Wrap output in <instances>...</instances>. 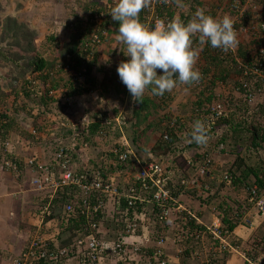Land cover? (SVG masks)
I'll return each mask as SVG.
<instances>
[{
  "label": "rangeland",
  "instance_id": "1",
  "mask_svg": "<svg viewBox=\"0 0 264 264\" xmlns=\"http://www.w3.org/2000/svg\"><path fill=\"white\" fill-rule=\"evenodd\" d=\"M92 1L106 4L109 0H0V5L2 7L0 12V20L5 19L6 17H11L19 23L26 24V26L29 27L30 30H33L36 33L35 39L33 38L31 50L24 52L21 51L22 56L30 58H43L51 62L62 59L63 63H68V59L66 58L67 60H64L63 57L60 56V53L64 52L67 45L71 43L70 41L72 39L76 40V37L72 35L73 33L77 34V31L71 27V21L74 19L72 14L75 12L77 13L79 6H81L83 3H89ZM198 1L199 0H197V2ZM202 1L204 4V7H202V9L205 10V13L215 12L216 17L220 14L221 18L225 14H228L232 18L233 23L237 24V38L240 39L241 43H244L240 44L239 47L244 46L247 51H250L252 49L250 37L251 30H248V32H246L245 27L247 25L252 26V24L257 25L259 21L264 20V0ZM231 4H236L238 5V7L240 6V8L236 9L232 7V11L230 13H227L226 10H222L224 6ZM72 10L75 12H73ZM145 10L146 9L142 10V12L140 13V20H144V18L146 17L147 12ZM251 17L255 18L253 23H250L251 21H245V19L251 20ZM48 36H52L54 38V42L48 41ZM113 41L114 43L108 42L96 48H92L90 52H86L84 49H79L82 58H85L87 62H91L93 58L97 59L96 63L94 64L91 76L99 80V85L102 81L101 83H103L104 87H96V90L93 94H88V96L84 97V100L80 102L77 98L78 103L74 104L73 101H70V110L75 111L76 109H79L80 112L71 116L70 120H72V123L69 124V127H71L73 124L78 129L82 125L81 120H83L84 117L82 114L83 112L87 113L89 115L88 117L93 120V117L97 114H103L104 116L107 115V117H113L115 116V114H119V111H123L127 119L130 120V125L128 126V130L125 134L128 145L132 147L131 144L133 143L134 133L137 129L140 133L144 134L141 138V141L139 142L140 144L138 143L140 145V150L139 152H137L138 154L135 153L136 160L142 162L147 159V157L144 155H147L151 148L156 144L155 140L161 139L160 130L155 129L158 126L157 123H160L161 126L163 123L166 124L169 122H174L176 126L180 127L179 131L181 134V138L177 141V144L173 145L169 150L162 151V154H159L157 156L154 155V158L156 159H154L153 161H157L158 163H160V165L164 166H178L179 173H184V175L190 178L189 180L191 181L192 179L196 178L197 175L195 173L194 178L189 176L188 171L190 170V168H187L184 160L192 156L193 158H195L194 155L199 156L200 154L198 153V150L203 149V151H205V154L208 155L211 161L209 165L212 166V168L211 171H205L203 176H199L202 178L204 177L203 180L208 178L209 181H214L213 183H216L217 185L223 184V189L220 191V193H218V196L219 199L222 197L224 201L226 199H229V201H231L230 204L232 205V207H230V209L232 210V214L238 213V215L240 216L245 215V213L248 214L249 210L252 208L247 203V193L244 192L242 195H237L232 191L231 184L226 183L227 181L225 180V177L229 174V170L237 165L238 162L236 161V158L239 156L247 157L248 159L246 161L250 165L254 163L252 154H249L250 151L245 149V144L248 141V138L246 137L247 134H243L245 135V137L240 138L237 144L234 145L233 139L234 136H237L234 129L237 126L238 129L248 126L252 127L250 125H256L257 123H261V121H264V118L260 116L262 114L257 109V105H260L262 97H256L250 105L245 103L244 98L239 95V92L237 90H235L237 87L235 83L237 82V80H239V78L237 79V76L231 75L234 73L228 71L223 75V79H217L214 86H209L210 78L208 76L206 80H201L202 87L196 88L192 86L187 87L184 85H178L172 92H166L162 96V98L152 95L151 90L149 89L148 91H146L143 97V102L148 100L149 102L154 103L155 107H153V110L149 109L150 116L144 121L143 115H145L148 109L139 111L138 113H140V118H137L136 123H134L132 113H135L136 110H134L133 108H135L136 106L137 108H139V105H137L139 103L132 100V97L126 86L121 82L118 73L114 71L115 67L118 66L121 61H123L122 58L125 51L120 50L122 43H119L117 40ZM195 45L196 44L193 43L194 48H196ZM237 48L238 45L234 48V50ZM113 49L115 50L114 53ZM197 49H200V45H198ZM13 51L15 53L19 52V50ZM200 56L197 62L198 66H202V64H204ZM12 64L10 65L8 63L7 69L12 67ZM240 65L241 64H239V67ZM0 66H4L6 68V65L3 62H0ZM225 67H230V64L225 63L223 65V68ZM218 68L219 67H216L215 69H213V71L217 73V71L219 70ZM65 71L66 73L61 74L63 79L61 80L62 86H60L61 88H72V77L77 73L75 71H72L71 67L69 66L68 69L65 68ZM113 72L117 73L116 77L112 79L113 82L110 83V86H105V75H113ZM0 75H3V78L0 80L1 90L8 91V88L6 87L8 86V82H10L9 80L13 75H11L8 70H5L1 67ZM35 75L39 74L35 73ZM28 77H31V75ZM37 78H39L38 80L43 84H47L46 80H48V78L50 77L39 75L37 76ZM64 93L65 92H62L63 95L61 94V92L57 94V100H55L54 103H56V101H60L59 104L61 105H69L62 97L64 96ZM210 93H217L221 97H223V99L233 100L234 103L232 104H238L241 110L237 111L234 108L230 109V116L226 121H229L228 124H221V126H219V128H217L212 135H209L210 140L206 146H199L194 142L189 143L188 141L191 139L190 132L192 130V125L194 121L197 120L196 110L206 109L208 105L211 104V102L206 100L207 97L211 95ZM60 94L62 96H60ZM13 101L14 95L8 94V97L3 101V104L0 105V114L3 112L9 113L13 108ZM158 101L160 102V104L158 103ZM22 102L23 97L18 100L19 104H23ZM69 108H66L64 111L62 110V113L68 114ZM26 111L22 114L20 112L19 115H21L22 118L26 117V123L23 124L22 127L23 129L28 131L30 135V132L32 133L33 128V122H31V120L37 116V113L36 111H33V114L31 115V113L27 114ZM243 111L246 113L245 115ZM46 114L47 115H42L39 119V127L37 128L38 133L34 134V136L30 135V137L32 138L31 143L24 140L22 137L17 136L16 134H11L9 143L11 147L10 153H12V156L29 159L38 155L41 160L44 161L43 163L46 162V156L43 152L45 151L47 154H49L51 149H53V145L56 144L55 140L61 138L57 137V133L61 129L60 124L57 126L56 118L53 119V117L48 113ZM148 123L155 124L148 127ZM134 124L136 125L133 126ZM50 125H54V127L50 129ZM162 127L163 126H161L160 129H162ZM46 130H48L49 132H47ZM116 133L118 132H115V134ZM119 136H121V134H116L117 138H119ZM222 138L227 141L224 143V146L219 145V142ZM117 142L123 143L124 141ZM142 142L145 143L142 144ZM113 145L114 144L109 145L108 143H105L104 149L106 150H104V153H107L106 151L112 149ZM1 146L2 143L0 141V147ZM95 147L94 149L89 148L84 150L90 155L93 151H95V155H97L99 152L97 149H95ZM29 148H35V151L28 150ZM0 150H2V158L7 157L8 152H6V147L4 146V144L2 146V149ZM27 152L28 154H26ZM48 158L49 155L46 157V160H48ZM198 160L200 159L198 158ZM98 164L101 167L103 166L102 162ZM0 171V264H11L13 263L19 252L24 248L26 242L33 232L34 226H29V223H32V221H30L29 212L33 208H35V205H38L37 203H40V198H37V195L39 194L38 192L31 190L30 176L32 174L29 173L28 175H24L22 178L14 177L15 179H13V177H11L9 173H6L2 170ZM198 179L200 180L201 178L198 177ZM14 180L19 184V190H16V183H14ZM190 185L191 184H189V187ZM191 188L192 189H178L180 191V194L182 193L189 195L193 191L194 186H191ZM18 193H21V196H23L22 201L25 205V208L21 209V214L18 215V213H20V208L18 209V207L15 206L12 209V212L16 213L17 217H13L11 215H9V217L8 215H6L9 210L7 207H5V205L7 206V198H9L13 194L19 195ZM33 199H35V204L33 202ZM188 203L189 202H187V204ZM192 203V210H194L196 209V205L194 202ZM149 208L151 207L149 206ZM2 213L5 214L4 217L3 215H1ZM150 213L152 214V212ZM151 214H147L145 220L151 218ZM232 214H230V216H232ZM153 218L155 219L154 216ZM169 220H171L170 217L167 218L166 221L157 224L159 226H167ZM149 221L150 228L148 229V235L150 238V235L154 233V229L156 227L155 222L152 221V218L151 220L149 219ZM240 223H242V219ZM173 226L177 229V225L173 224ZM168 228L171 229V226H169ZM101 229H103L104 231H108V235L104 234L105 236L103 237V239L105 243H109L111 241L117 240L119 233L122 231V225L120 223H117L116 221L106 220L104 227H102ZM168 232L171 234V236L168 237V242H164V246L166 244H169V242H171L172 244H178L180 243L179 239L184 238V234L181 235L180 232L175 234H173L174 232H172V230H169ZM191 239H194L195 242L197 241L195 236L191 237ZM207 244L208 240L205 238H202L201 242L200 240H198V247L207 248ZM147 246H150V243ZM137 252H135L134 250L131 251L130 249L126 250V254L123 257L125 261L122 264H145L147 259L143 254H137ZM162 253H164V249L162 250ZM106 258V264H119L120 262H118V258L116 257L110 259L107 256ZM204 259H207V257ZM67 264L75 263H73V261H70Z\"/></svg>",
  "mask_w": 264,
  "mask_h": 264
},
{
  "label": "trees",
  "instance_id": "2",
  "mask_svg": "<svg viewBox=\"0 0 264 264\" xmlns=\"http://www.w3.org/2000/svg\"><path fill=\"white\" fill-rule=\"evenodd\" d=\"M189 8H191V12H196L197 9H202L203 1L201 3L197 2L195 3V0H182ZM117 3V0H109L108 3L102 4L101 2H89V3H83L81 6H79L77 13H73V20L71 21V27L75 29L77 34H72L75 39H72L69 45H67L64 52L60 53V56L63 57L65 60L68 59V63L61 60H57L54 62L48 61L47 59L43 58H30L26 56H22V52L24 51H30L33 44V38L35 39L36 33L33 30H30L29 27L26 26L24 23H19L15 19L11 17H6L3 20H0V62H3L6 65V68L4 66H0L1 68L8 70V72L13 75L11 79L8 82V91L1 90L0 85V105L3 104V101L8 97V94L14 95V101H13V108L11 111L3 112L0 114V141L3 144L8 140L11 136V134H16L19 137H22L24 140L29 141L31 143L32 138L29 135V132L23 129V124L26 122V117H21L19 113L21 114L26 111L27 114L31 113L33 114V111H36L37 116L34 117V119L31 120L33 122L32 127L38 128L39 126V119L42 115H47L48 113L52 117H56V119H60L62 117V109L58 108L59 103L51 102L50 98L48 97L49 91H56L61 88V80L63 77L61 76L62 73H66L65 68L68 69V66L71 67L72 71H75L77 74L73 75L72 77V88H68L66 97L68 99H72L71 101L75 103H78L77 98H83V96H88V94H93L96 90V87H104L103 83L97 80L95 77L91 76V73L93 72L94 64L96 63L95 58L92 59L91 62H87L85 58H82L80 50L79 49H89V48H96L98 46H101L105 43H114L113 40H116L119 22L113 21L110 13L112 7L115 6ZM1 5H0V12H1ZM164 12V10L162 11ZM161 11H158L159 14H162ZM169 17L173 18L174 14L170 10ZM211 15L213 18H216L215 12H209L206 13ZM193 13H189L188 11L182 10L181 21H183L185 24L191 19ZM81 16V17H80ZM245 21H251L250 19H245ZM251 23V22H250ZM237 29V28H236ZM238 39V50L236 51H229V54L223 55L221 54V50L217 48H212L209 42H206L205 45L209 48L202 49V59L206 62L201 67V74L202 78L201 80H206V78L209 76L210 83L209 86H214L217 79H223V75L227 73L228 71L237 76V79L239 78L240 71H239V64L244 63L247 58V50L244 46H240V44H244L240 42V39ZM48 41H53L54 38L52 36L47 37ZM198 37H193V43L197 44L195 47H198ZM13 50H19L18 53H15ZM121 51H125V45L121 44ZM113 49V53H114ZM66 59V60H67ZM123 61L129 60V57L123 55ZM71 60V61H70ZM23 62V63H20ZM56 62V63H55ZM12 64V67L7 69V64ZM225 63L230 64V67L223 68V65ZM67 65V66H66ZM66 66V67H65ZM117 67H115V72H117ZM216 67H219L217 73L213 71ZM84 71V72H83ZM35 73L42 75V76H49L47 84L42 83L39 81ZM113 75H105L104 78V84L105 86L109 85L113 82L112 79H114L117 75V73H112ZM158 75H162L161 70H157ZM31 77H28L30 76ZM3 75H0V80L3 78ZM84 77L83 82L81 85L77 86V83L79 82V77ZM200 80V81H201ZM109 81V82H108ZM17 84V85H16ZM19 84V85H18ZM74 84V85H73ZM237 87H239V82L235 83ZM61 85V86H60ZM48 86V88H47ZM108 86V87H109ZM65 88V87H62ZM205 88V87H204ZM9 92V93H8ZM211 95L207 97V101L213 102L218 100L219 98L222 99V97L217 93H210ZM262 95L264 97V91L262 92ZM23 97V104H19L18 100ZM159 98H162V96H158ZM157 97V98H158ZM77 101H76V100ZM163 100V99H160ZM231 103H234L233 100H230ZM160 104V102L158 101ZM57 104V107H56ZM57 109H55V107ZM139 108L135 111V117L140 118L139 111L146 110L148 111L143 115V121L146 120L150 114L149 109L153 110V107H155V104L152 102L144 101L143 103L138 104ZM235 109L238 111L241 110V108L236 104ZM77 106V104H76ZM149 106V107H148ZM58 110V113H57ZM78 112L79 109H76ZM258 111L262 114L261 117L264 118V105L260 104ZM244 115L246 114L243 111ZM117 114H115L116 116ZM107 115L103 114H97L93 117L94 121L90 126L89 129H83L80 135L78 136L80 144L81 145H88L89 148L94 149L96 146V143L92 140L94 139L93 134H101V131H105V126L98 124L96 122H102L104 119H107ZM61 120H64L62 118ZM96 121V122H95ZM229 122V121H228ZM228 122L225 120L221 121L222 125H227ZM114 124V123H112ZM155 123H148L147 126L150 127L151 125H154ZM158 126L155 128L157 130H160L161 133V139L155 140L156 144L151 148V151L154 155L162 154V151L169 150L172 148V146L175 144L174 142H177L181 135L174 134V132H169V139L163 138V133L168 135V132H164L162 129H160V123H157ZM260 125L261 123H257ZM238 127V126H237ZM235 127V131L237 136H234L233 143L234 145L237 144L238 140L242 137H245L243 134H247L248 141L245 144V149L250 151L249 154H252V157L254 159L253 164L247 163V157L239 156L236 158V161L238 162L237 165L234 168H231L229 170L228 179L232 187V191L235 192L237 195H242L244 192L247 193L246 200L251 194V190L253 187H256L257 189V195L261 196L264 195V136L261 135L262 131H260L256 127H242L237 128ZM247 128V129H246ZM38 130V129H37ZM115 130V129H114ZM72 133L71 129H66L65 132L63 128H61L58 133L57 137H61L60 139L64 138L65 136H68ZM209 135H212L214 133V130L208 132ZM117 135H120V132L116 133ZM115 134V136H116ZM144 134L140 133L138 129L134 133L133 137V143L131 144V148L134 150L136 154L140 150V141ZM59 140V139H57ZM150 140V139H149ZM147 140V141H149ZM92 144H91V142ZM57 143V141H55ZM227 142L224 138H222L219 142V145L224 146V143ZM139 143V144H138ZM145 142H142L144 144ZM2 146L0 149H2ZM55 144L53 145L54 148ZM143 146V145H142ZM59 148V144L54 148L51 149V152L55 155L57 152V149ZM96 148V147H95ZM129 148L127 145L124 147H121V150L126 151ZM201 148V147H199ZM202 151V153H201ZM135 154V155H136ZM92 155V153H91ZM205 151L203 149L200 150V155H194L195 158H193V164L190 167V171H188L189 176L192 178L195 177V169L199 166V164H202L205 160ZM198 156V157H197ZM2 157V150H0V159ZM198 158L200 160H198ZM145 164V163H143ZM95 169L101 173V175H104L105 177V171L98 167L96 164ZM120 170L121 167H118ZM132 175V173H130ZM226 176V177H227ZM201 178L200 180L198 179ZM191 178V179H192ZM204 178V177H203ZM202 177L197 176L196 178L192 179L195 183V188L193 191L187 195L189 198H191V201L197 204L200 207H207L208 212L212 211L215 215V218L219 220L222 227L220 228V236L221 238H226L227 241L231 246L234 244V241H229V236L232 235V232L235 227L240 223L243 216L238 215V213L232 214V210L230 207L232 205L230 204V201L226 199L225 201L222 199V197L219 199L218 193L223 189V184L217 185L216 183H213L214 181H209V179L203 180ZM197 179V181L195 180ZM139 182H133L132 178L128 179V183L125 184V187H135L139 188ZM71 190H68L67 188L59 190L57 193L55 200H54V208H53V215L51 219L53 218H60L61 216V209L64 206V204L68 203L71 200L70 197ZM180 191H175L174 197H177V194ZM200 192V193H199ZM125 200H123L122 207H124L126 204L124 203ZM246 202V201H245ZM199 208V207H198ZM181 214H175L173 217V221L170 222V224H167V226H171L172 232L178 233L180 232L181 235L184 234L183 239H179V244H183L186 246L183 251H181L178 254V257L180 260H182L183 264H202L205 260L195 257V251L198 248V239L196 242L194 239H191V237L195 236V231H199L204 229L201 225L196 223V220L192 219L190 215L185 214L184 224L182 223V220L178 219L177 216H181ZM232 214V216H230ZM150 216L152 218V221L155 222V229L154 233L150 235V238L146 242L138 243L140 246L138 249L137 254H143L145 256L146 263L149 262L151 264H154V259H163L164 253H162V250L164 249V242H167L168 237L171 236V234L168 232V227L166 225L159 226L157 223L158 219L156 218L159 215V210H155L152 212ZM177 215V216H176ZM155 217V219L153 218ZM151 218H149L151 220ZM69 222L64 223V220L60 223V229L61 233L58 236V245L61 248H68L70 247L71 243L75 238H83L86 236H89L90 234H93L99 239L100 241H104L103 237L104 234L108 235V231L104 232L102 227H104V224L106 223V220L100 221L99 218H96L93 220L94 223L98 225V230L90 231L88 228V221L85 217L77 215L74 219H69ZM170 221V220H169ZM180 221V223H179ZM63 222V223H62ZM177 225L176 227L173 226V224ZM179 224V225H178ZM182 224V225H181ZM149 227H150V221H149ZM211 226L209 225V228L211 229ZM87 229V230H86ZM120 234V233H119ZM140 234V233H139ZM138 235V233H137ZM205 239L208 240V245L213 247L215 251H211L213 260L218 259L215 255L218 257L221 255L223 256L224 253H228L230 249L223 250V244L220 241V237L213 239V236L208 233L206 228L205 233ZM201 242V240H200ZM115 243V241H111L109 243L106 242L108 245V248L104 250V256H108L110 259L111 257V247ZM150 243V246H147ZM261 249L264 248V241L260 242ZM152 244V245H151ZM209 247V246H208ZM200 248V247H199ZM131 250V247H127L126 250ZM24 251V248L19 252V254ZM19 254L17 256H19ZM23 253H21L22 255ZM162 254V255H161ZM20 255V258L22 257ZM225 255V254H224ZM16 256V257H17ZM125 255L122 254V258H118L119 264H122L125 260L123 259ZM163 256V257H162ZM165 258V257H164ZM24 261V257H22L19 260V263L22 264ZM77 259L73 260V263H76ZM38 263H43L39 261ZM12 264V263H11ZM33 264H37V261ZM167 264H169L167 262Z\"/></svg>",
  "mask_w": 264,
  "mask_h": 264
},
{
  "label": "built area",
  "instance_id": "3",
  "mask_svg": "<svg viewBox=\"0 0 264 264\" xmlns=\"http://www.w3.org/2000/svg\"><path fill=\"white\" fill-rule=\"evenodd\" d=\"M176 6L178 5L175 0H168L167 3H164L163 0H152L151 6L147 9L145 23L154 28L158 20H163L165 23L169 22L170 18L166 14H159L158 11L175 9ZM236 27L237 24L234 23V28L238 33ZM248 30H251L252 49L247 51V60L243 64L240 63L238 80L240 86L236 87L235 90L239 92V95L244 98V102L248 105L256 97H262L260 104L264 105L262 95L264 91V22L257 25L252 24V26L247 25L245 31L248 32ZM221 54H229V51L227 53L221 51ZM83 79V77H79L80 83H77V86L81 85ZM56 94V91L48 92L50 98H54ZM235 106L237 105H233L230 99H218L200 114V120L205 122L209 130L219 120L227 117L230 109H235ZM258 108L259 105H257ZM167 138L168 136L164 135V139ZM113 153L116 155V162L124 164L128 159L129 152L127 151L121 153L118 149H114ZM74 154H76L75 144L59 143L52 163L48 166L42 164L44 166L42 167L35 158L25 159L22 163L24 167L30 168L37 164L39 170L47 168L48 171L35 181L36 187L43 196L41 201L44 202L38 215L37 229L26 243L24 251L21 252L23 254L20 253L12 264H20L19 260L22 257H24L22 264H33L36 261L37 264H41L38 263L39 261L43 262L42 264H67L74 259H77L75 264H106L107 258L104 256V250L108 248V245L93 234L83 238H75L68 248L59 247L58 236L61 233V221L69 222V219H74L77 215L85 217L88 221L87 229L94 232L98 230V225L93 222L96 218H99L100 221H116L122 225V231L110 249L111 257L120 259L122 254H126L125 249L127 247H131L136 252L140 247L138 243L149 240L147 234L150 228L149 219L145 220V217L147 214H151L150 212L159 210L158 223L166 221L171 212L190 215L173 196L174 192L177 191V185L174 182L175 176L179 175L177 166H164L156 161L141 164L133 179V182L140 183L139 188H125L123 193H120L121 188L128 183V180L123 179L122 171L116 170L113 174L105 177L94 169L81 171V167L74 161ZM116 162L112 166H118ZM210 162L209 157L206 156L203 164L197 167L200 174L208 170ZM4 165L13 172H17L21 162H5ZM121 178L125 184L120 183L119 179ZM225 180L227 184L230 183L228 177H225ZM179 186L185 189L189 187V182L183 178ZM65 188L72 191L69 194L71 200L62 207L61 219H51L55 197L59 190ZM123 200L126 204L124 207H122ZM247 203L256 210L259 216L264 218V195H257L255 187L251 190ZM241 224L251 225L252 223L248 217H243ZM221 227L219 224L218 226L212 225L211 229L207 227V231L213 236V239L220 237L223 250L230 249L228 253L238 251L236 243L231 246L226 242V238H221L219 232ZM204 232L206 233V229L197 233L196 236H204ZM154 261V264H167L164 257L163 259L155 258ZM219 261V259L207 258L202 264H221ZM244 263L264 264V248L252 256L245 257Z\"/></svg>",
  "mask_w": 264,
  "mask_h": 264
},
{
  "label": "clouds",
  "instance_id": "4",
  "mask_svg": "<svg viewBox=\"0 0 264 264\" xmlns=\"http://www.w3.org/2000/svg\"><path fill=\"white\" fill-rule=\"evenodd\" d=\"M163 2L167 3L168 0H163ZM198 2L201 3L202 0H199ZM175 3L178 6H176L175 9H169L171 12L175 13L174 17L170 18L168 12L169 10H164L162 14H166L170 18V21L165 23L163 20H158L154 28L150 27L145 23V18L144 20L142 19L140 20V13L144 9H146L145 11L147 12V9L152 4V0H117L115 6L112 7L111 9L110 15L113 21L119 22L116 40L119 43L125 45L124 55L129 57V60L121 61L119 63L117 67V73L121 82L126 86L127 90L129 91L132 100L134 102L142 103L143 97L146 91H148L149 89L151 90L152 95L163 96L166 92H172L178 85L181 86L184 85L187 87L192 86L196 88L202 87L200 81L202 78V74L200 72L202 66H198L197 62L199 56L200 55L202 56V49L205 48L209 49L205 45V43L209 42L212 48L220 49L225 53H227L232 49L234 50V48L238 45L237 32L234 28L233 20L228 14H225L222 18L220 17V14L216 18H213L211 15L206 14L204 9H197L196 12L192 15L191 19L185 24L178 17V10L180 9L179 7L184 6L182 0H175ZM232 7L236 9L240 8V6L238 7V5L236 4H231L224 6L222 10H226L227 13H230L232 11ZM254 20L255 18L251 17V23H253ZM261 22H264V20H261L258 23ZM194 36L196 38L198 37L199 39L198 45H200V49L193 47ZM86 48L84 49L86 52H90L92 49V48L89 49ZM201 56L200 58L202 59L203 57ZM203 62L205 63L206 61L203 60ZM158 69L162 70L163 73L162 75L157 74ZM67 91H68L67 88H60L56 90L57 94H59L60 92L61 94L62 92H65L64 96H62L63 94L62 95L60 94V96L64 98L67 104L69 103L71 104L70 101L72 99H68L66 97ZM56 98H57L56 96L54 98H50L51 102L53 101L55 102V100H57ZM59 102L60 101H56V103ZM70 104L66 106L60 104L58 108H61L64 111L66 108L70 107ZM209 106L210 105H208V107ZM55 109L57 108L55 107ZM70 109L71 108H69L68 114L62 113V117H60V119H56V121H57V126L60 124L64 132L68 128L71 129L72 133L68 136H65L62 139L59 140L56 139L55 141H57V143L55 144L54 148L59 143L75 144L76 154H74L73 158L75 163L77 164L82 154L86 152L84 149H89L88 145L83 146L80 144L78 136L80 135L83 129L88 130L89 126L94 121H92L90 117H88L89 115L87 113L83 112L82 114L84 117L83 120H81L82 125L78 129L73 124L71 127H69V124L72 123V120H70L71 116L73 114L80 112V110L77 112L76 110L71 111ZM133 109L137 110L138 108L136 106ZM206 109L196 110L197 120L194 121L192 125V130L190 132L191 139L188 141L189 143L194 142L199 146H206L210 140V136L208 132L212 130H214L215 132V130L219 128V126H221L222 120L227 121V119H229L230 115L228 113L227 117L219 120L215 124V126H213L211 129L208 130L205 122L203 120H200V114H202ZM132 117L134 123H136L137 118L135 117V113H132ZM54 118L56 117H53V119ZM62 118H64V120H61ZM96 123L101 124L106 128L105 131H101V134L99 135L93 134L94 139L92 140L96 143L95 149H97L99 153L92 160H88V159L84 160L85 163L82 164L81 171H83V169L89 171H91L92 169L96 170L95 169L96 164L98 165V167H101L98 164L101 163L100 160L107 159L108 161H110V163L103 164V166L101 167L105 171V175L108 176L109 174H113V172L116 170L122 171L123 179H126L127 181L128 179H130V177L132 178V180L134 179L141 164L148 163L156 159L154 158V154L150 150L147 153V155H144L147 157V159H145L142 162L136 160L135 152L128 145L125 138V134L128 130V126L130 125V120L127 119L123 111H119V114H117L116 116L108 117L107 119H104L102 122H96ZM135 125L136 124H134L133 126ZM161 126H163L162 130L164 132H168L167 136H169L170 134L169 132H174V134L181 135L179 131L180 127L176 126L174 122H169L166 124L163 123ZM250 126L253 127L257 126L256 128L262 131L261 135L264 136V121H261L260 125L256 124ZM53 127L54 125H50V129H52ZM46 131L49 132L48 130ZM115 132H120L121 136L117 138L115 136ZM36 133H38L37 129L32 128V133L30 132V135L34 136V134ZM164 135L166 134L163 133V138ZM114 138H115V142H114ZM9 139L6 140V142L4 143L8 155L5 158L1 157L0 170L9 173L11 177H17V178L21 176V172H29L30 174L34 175V177H32V179L30 180V186L32 191L34 190L39 193L37 195V198H40V203H37L38 205H35V208L31 210L34 212L31 211L29 212L30 219L36 222V225H34L33 227V232H32L33 234L34 231L37 229L38 215L44 204V202L41 201V199L43 198V196L41 195L42 193L36 187L35 181L41 178L40 176L45 175L48 170L47 168H45L44 170H39V168L36 166L37 164H35V167L33 168L24 167L22 163L27 158L12 156V153H10L11 147H10ZM167 139H169V137ZM117 141H124V142L120 143ZM105 143H108L109 145L114 144L112 149L106 151L107 153H104L105 152L104 150H106L104 149ZM174 143L177 144V142ZM126 145L127 147L129 146V148L126 150L127 152H129L127 161L124 164L116 162L117 159H116V155L113 153V150L118 149L122 153L124 151L121 150V147L123 146L125 147ZM198 153L200 154V150H198ZM205 156L208 155L206 154ZM31 158H35L38 164L40 165L46 164V166H48L49 164L52 163L54 154L53 152L50 151L49 158L45 163H43L44 161H42L38 155H36V157L34 156ZM192 158L193 156L188 157L187 159L184 160V163H186L187 168H190L191 165L193 164L194 160H192ZM15 161L21 162V165L19 166L17 172H13L4 165L5 162L13 163ZM45 161H46V157H45ZM79 161L80 163H83L82 162L83 160H79ZM114 162H116L118 166L116 167L112 166ZM42 167L44 166L42 165ZM118 167H121V169L119 170ZM211 168L212 166L209 165L207 171H211ZM177 171H179L178 166H177ZM130 173H132V175H130ZM195 173L197 176L204 175V173L200 174L198 169H195ZM183 178L187 180L189 184H191L190 187H187L185 189H192L191 186H194V188L196 187L194 181L193 180L190 181L189 180L190 178L186 177L184 173L175 176L174 182L176 181L177 186L180 185V181ZM123 179L122 178L119 179L121 184H125L123 182ZM195 180L197 181V179ZM177 186H176L177 190L182 189V187L180 188V186L179 187ZM125 188L127 187H122L120 193H123V190ZM179 194L180 192L177 194V196H179ZM33 202L35 204V199H33ZM184 215L185 213H183L180 217L183 219ZM190 216L192 217L191 213ZM180 217L178 218L179 220L181 219ZM192 219L196 220L193 217ZM219 225H221L220 222ZM202 227L204 229L195 231L196 232L195 234L203 232L207 228V226H203V225ZM204 236L201 235L197 237L195 235V238L197 240L198 239L201 240L202 238H205Z\"/></svg>",
  "mask_w": 264,
  "mask_h": 264
},
{
  "label": "crops",
  "instance_id": "5",
  "mask_svg": "<svg viewBox=\"0 0 264 264\" xmlns=\"http://www.w3.org/2000/svg\"><path fill=\"white\" fill-rule=\"evenodd\" d=\"M183 7H179L180 9L178 10V17H181V13L182 10L184 11H188L189 13H195V12H191V8H189L183 1ZM83 98H78L79 102L84 100ZM90 106V105H89ZM83 112V111H82ZM28 150H34L35 148H29ZM81 152V151H79ZM45 153V156L47 157L49 154H47L45 151L43 152ZM28 154V152L26 153ZM96 157L95 155V151L92 152V155H90L88 152H84V154H82L81 158L79 160H83V163H80V161L78 160L77 165L79 167L82 166V164L85 163L84 160H92ZM47 162V160H46ZM97 162V161H96ZM100 162H102L103 164L106 163H110V161H108L107 159L104 160H100ZM89 163V162H88ZM90 165V164H89ZM190 171V170H189ZM29 172H21V178L24 175H28ZM33 175L30 176V180L32 179ZM13 179H15L13 177ZM15 188L16 190H19V184L17 182H15ZM1 185V184H0ZM21 189H22V183H21ZM17 192H21V191H17ZM200 193V192H199ZM19 195H11L9 198H7V206L5 205V207L8 208L9 212L6 213V215H11L13 217H17L16 213L12 212V209L16 206L19 209L18 215L21 214V209L25 208V205L23 204V196H21V193H18ZM176 201L178 203H180L182 206H184V208H186L191 214L192 217L196 219V223H198L199 225H203V226H207L209 227V225H215L218 226L219 224V220L217 218H215V215L213 214V212H208L207 207L203 206L200 207L197 204L196 205V209L192 210V206L193 203L191 201V198H189L186 194H180L179 196L175 197ZM229 200V199H228ZM187 202H189L187 204ZM231 202V201H230ZM16 203V204H15ZM4 207V206H3ZM199 207V208H198ZM3 212V210H2ZM4 215L5 214H1ZM175 216V213H171L170 214V221L168 224H170V222H172L174 219L173 217ZM177 216V215H176ZM2 217V218H3ZM10 217V216H9ZM30 217V216H29ZM180 216H177V218H179ZM243 217H248L250 223H252L251 225H242L241 223H239L237 225V227L234 228L232 235L229 236V241H234L238 247V251L236 252H231V253H224L223 256H216V258H218L221 264H245L244 263V258L245 257H249L252 256L254 253L259 252L261 250V241H264V218L259 216L256 212L255 209H250L249 213L245 215H243ZM181 218V217H180ZM243 219V218H242ZM182 222L184 223V220L181 218ZM30 221H32V223H29V226H34L36 225V222L32 219H30ZM171 229H168V231ZM104 231V230H103ZM106 232V231H104ZM196 233V232H195ZM148 234V233H147ZM149 236V235H148ZM168 242V241H167ZM209 246V247H208ZM25 247V246H24ZM185 248L184 245H180L179 243H171L169 242V244H166L164 246V256L165 259L167 260V262L169 264H183L182 260L179 259L178 254L183 251V249ZM214 248L211 247L210 245L207 244V248L204 247H198L195 251V257L198 258L199 260L204 258H212V252L211 251H215L213 250Z\"/></svg>",
  "mask_w": 264,
  "mask_h": 264
}]
</instances>
